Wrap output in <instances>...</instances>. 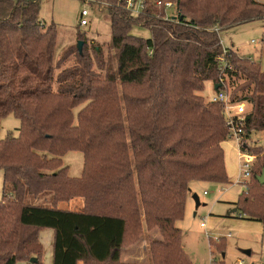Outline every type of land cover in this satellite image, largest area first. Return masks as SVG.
<instances>
[{
  "label": "trees",
  "instance_id": "16d2710c",
  "mask_svg": "<svg viewBox=\"0 0 264 264\" xmlns=\"http://www.w3.org/2000/svg\"><path fill=\"white\" fill-rule=\"evenodd\" d=\"M41 1L0 0V124L9 115L20 121L16 135L0 139V264H44L48 228L53 264H120L130 227L137 244L143 226L158 231L146 264H196L177 227L191 186L231 183L224 105L201 92L212 81L249 104L240 148L252 151V134L264 131V70L233 48L224 53L220 33L264 18V0H148L139 15L125 0H106L117 69L108 63L105 76L80 52L73 67H63L71 50L56 62L58 28L40 18ZM167 1L177 3L175 20L165 18ZM137 26L151 36L135 35ZM221 56L231 68L221 70ZM74 151L84 156L79 177L63 165ZM263 158L234 204L239 217L264 223ZM45 193L52 204L29 200ZM75 197L85 210L59 208Z\"/></svg>",
  "mask_w": 264,
  "mask_h": 264
},
{
  "label": "rangeland",
  "instance_id": "374dc122",
  "mask_svg": "<svg viewBox=\"0 0 264 264\" xmlns=\"http://www.w3.org/2000/svg\"><path fill=\"white\" fill-rule=\"evenodd\" d=\"M172 2L174 7L167 13L177 15L179 11L177 3ZM110 5L106 0L41 1L40 18L47 24L55 23L58 28L56 62L69 50H71L70 55L63 67H73L80 62L78 42L82 40L83 55L86 56V60L92 62L95 73L105 76L108 63L112 70L117 69L116 50L112 47V16L108 10ZM84 9L89 12L87 16L89 24L81 26V13ZM133 33L143 38L151 36L148 29L138 26L134 28ZM220 37L222 48H233L238 56L260 63L264 70V18L223 30ZM96 46H100L103 51L100 57L95 55ZM201 95L206 102L216 98L212 81L206 82ZM248 107L249 104L246 108ZM19 126L20 121L15 116L9 115L4 118L0 124V139L9 134L16 135ZM248 146L252 148L249 152L255 155L253 163L260 156L263 158L264 131L254 132L248 141ZM223 148L227 175L232 183L210 182L198 186L196 191L202 202L199 208H196L192 199L187 200L184 218L177 221V227L183 232V247L196 264H212L213 260L222 261L224 264H239L241 260L245 264H264V223L241 218L237 211L232 210L237 208L234 203L240 199L241 194L248 190L246 182H250V177L245 178L242 174L240 144L235 138H229L224 142ZM63 159V165L70 167V176L79 177L82 174L84 164L82 152H69ZM3 186L4 175L0 170V200L3 196ZM205 191L208 193L204 194ZM29 200L38 204H52V196L46 193L37 199L29 198ZM59 208L85 210V199L72 198L71 201L59 203ZM202 223H205V226H201ZM143 229L142 240L133 244V229L130 227L129 239L122 251L120 264L147 263L146 246L148 248L150 236H158V231L157 229L148 231L145 226Z\"/></svg>",
  "mask_w": 264,
  "mask_h": 264
},
{
  "label": "built area",
  "instance_id": "2783aa9c",
  "mask_svg": "<svg viewBox=\"0 0 264 264\" xmlns=\"http://www.w3.org/2000/svg\"><path fill=\"white\" fill-rule=\"evenodd\" d=\"M16 1H22V2H35L39 0H16ZM150 2H156L158 3L159 0H150ZM148 0H125L126 8L134 15H139L145 12L147 8ZM165 9L166 12L171 10L174 7V3L172 1L165 2ZM166 19L169 20H175L178 18L177 15H171L169 13H166ZM89 15L88 10L84 9L81 13V20L80 25L85 26L89 24V20L87 19V16ZM229 50V48H223L224 53H226ZM221 60V70L224 71L227 68H231L227 65V62L225 60L224 56L220 57ZM221 84L225 82V77L221 75L220 79ZM214 100L220 101L224 105V112L225 116L228 120L229 124V132L228 137L229 138H235L238 143H243L244 140V124L246 119V113H247V103L246 102H233L230 99L229 91L226 89H221L216 92V98ZM240 158L243 162L242 168H243V176L245 178H249L251 176V168L254 164L255 155L251 154L248 150H242L240 152ZM207 193V192H205ZM201 226H205V223H202ZM239 264H245L243 260L239 262Z\"/></svg>",
  "mask_w": 264,
  "mask_h": 264
},
{
  "label": "crops",
  "instance_id": "0c3cea01",
  "mask_svg": "<svg viewBox=\"0 0 264 264\" xmlns=\"http://www.w3.org/2000/svg\"><path fill=\"white\" fill-rule=\"evenodd\" d=\"M213 84H214V82H213ZM214 87H215V84H214ZM224 142L222 143V146L224 145ZM206 183H210V182H201V181L193 182L188 199H192L196 204V201L193 199V194L194 193L198 194V192L196 191L197 187L198 186H204V185H206ZM205 192H207V191H205ZM205 192H204V194L208 193V192L207 193H205ZM199 198H200V196H199ZM200 201H201V198H200ZM199 207H196V208H199ZM232 210L234 211L235 209H232ZM233 211H231V212L233 213ZM54 239H55V231L53 229L48 228V229H44L40 232V240L44 246V259H43L44 264H53ZM182 240H183V232H182ZM182 245H183V241H182ZM145 251H146V249H145ZM17 264H31V262L20 261Z\"/></svg>",
  "mask_w": 264,
  "mask_h": 264
},
{
  "label": "water",
  "instance_id": "95a60500",
  "mask_svg": "<svg viewBox=\"0 0 264 264\" xmlns=\"http://www.w3.org/2000/svg\"><path fill=\"white\" fill-rule=\"evenodd\" d=\"M84 41L80 40L78 42V49H79V52L82 54L83 51H82V45H83ZM220 87V84H216L215 85V88L218 89ZM259 181L264 184V170L262 172V174L259 176ZM193 199L196 201V207H199L201 205V201H200V198H199V195L197 193H194L193 194ZM234 211H237V208H235ZM250 253V251H249ZM37 261L36 258H31L30 262L31 263H35Z\"/></svg>",
  "mask_w": 264,
  "mask_h": 264
}]
</instances>
